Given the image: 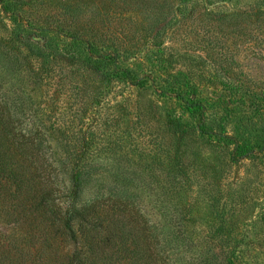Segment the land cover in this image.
<instances>
[{"label":"rangeland","instance_id":"374dc122","mask_svg":"<svg viewBox=\"0 0 264 264\" xmlns=\"http://www.w3.org/2000/svg\"><path fill=\"white\" fill-rule=\"evenodd\" d=\"M6 93L175 264H264V0H0Z\"/></svg>","mask_w":264,"mask_h":264},{"label":"trees","instance_id":"16d2710c","mask_svg":"<svg viewBox=\"0 0 264 264\" xmlns=\"http://www.w3.org/2000/svg\"><path fill=\"white\" fill-rule=\"evenodd\" d=\"M7 95H0V264H175L171 248L180 245L123 215L121 197L81 201L89 164L56 158L39 130L19 127Z\"/></svg>","mask_w":264,"mask_h":264}]
</instances>
